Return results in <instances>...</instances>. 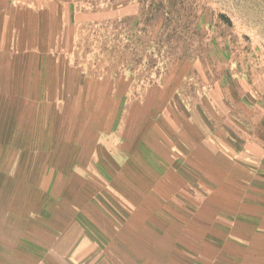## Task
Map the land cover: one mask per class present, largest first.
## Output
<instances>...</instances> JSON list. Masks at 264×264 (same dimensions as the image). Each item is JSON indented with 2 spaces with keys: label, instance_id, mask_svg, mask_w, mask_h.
Segmentation results:
<instances>
[{
  "label": "crops",
  "instance_id": "crops-1",
  "mask_svg": "<svg viewBox=\"0 0 264 264\" xmlns=\"http://www.w3.org/2000/svg\"><path fill=\"white\" fill-rule=\"evenodd\" d=\"M44 12L0 0V264H264V106L165 85L119 128Z\"/></svg>",
  "mask_w": 264,
  "mask_h": 264
},
{
  "label": "rangeland",
  "instance_id": "rangeland-1",
  "mask_svg": "<svg viewBox=\"0 0 264 264\" xmlns=\"http://www.w3.org/2000/svg\"><path fill=\"white\" fill-rule=\"evenodd\" d=\"M13 1L71 18L67 44L87 73L112 82L119 128L165 85L183 112L210 95L264 106V0Z\"/></svg>",
  "mask_w": 264,
  "mask_h": 264
}]
</instances>
